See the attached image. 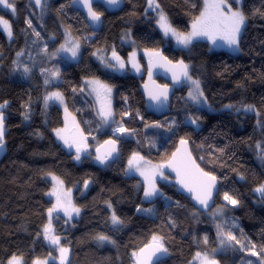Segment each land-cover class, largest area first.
<instances>
[{
  "label": "trees",
  "instance_id": "16d2710c",
  "mask_svg": "<svg viewBox=\"0 0 264 264\" xmlns=\"http://www.w3.org/2000/svg\"><path fill=\"white\" fill-rule=\"evenodd\" d=\"M72 1L43 0L42 14L32 0H14L15 15L0 8V16L9 20L14 35L9 44L0 31V103L8 102V152L0 163V264H7L13 255L23 257L25 264L57 257L42 237L48 209L54 204L48 198L50 176L61 179L65 187L77 189L74 200L82 211L74 222L62 216L53 218L55 233L70 249L68 264H135L132 253L148 244L153 235L163 237L169 249L162 264H193L197 252L210 253L217 248L218 224L240 241L228 257H216L220 264L233 257V262L244 258L251 264H261L264 197L255 189L264 185V15L260 14L264 13V0L241 1L247 24L238 55L226 48L212 52L211 46L201 41L193 43L188 51L175 49L157 27L148 0H124L122 10L112 14L97 6L96 12L104 19L100 34L88 27L81 13L72 10ZM156 2L181 33L188 32L204 6L203 0ZM228 3L233 10L238 8L236 0ZM65 32L81 45L78 63L59 57L48 61L40 55L42 49L56 51L65 41ZM135 48L162 51L175 63L183 60L193 79L200 81L207 103L188 102L192 90L188 82L173 97L169 116L158 119L148 115L139 90L144 76L112 73L105 69V59L101 60L109 59L113 50L125 59ZM33 52L42 58L39 67L59 69V84L45 86L40 79L30 81L13 74L20 68L17 61L23 62L17 54ZM142 62L145 68V60ZM93 78L114 88L115 124L130 133L128 141L118 140L122 144L120 160L107 170L95 167L91 158L102 143L116 140L110 133L100 134L101 121L84 86V80ZM52 90L64 95L70 112L77 116L94 147L80 165L54 135L55 129L64 127V115L56 105H45V97ZM249 105L254 110H247ZM192 118H198V127L190 122ZM182 139L189 141L203 171L220 180L216 207L228 210L224 218L215 219L211 212L210 216L201 214L189 199L177 195L175 187L167 184L168 177L160 184L163 196L146 203L139 179L126 175V164L133 153L163 165ZM85 183L89 184L87 188ZM225 192L239 200V205H228L223 199ZM109 204L123 221L119 227L112 225ZM138 208H153V213L147 216ZM98 234L116 243H101L95 239ZM252 244L259 255H251ZM54 260L48 264H56Z\"/></svg>",
  "mask_w": 264,
  "mask_h": 264
},
{
  "label": "snow or ice",
  "instance_id": "6c2138e0",
  "mask_svg": "<svg viewBox=\"0 0 264 264\" xmlns=\"http://www.w3.org/2000/svg\"><path fill=\"white\" fill-rule=\"evenodd\" d=\"M36 6H42V0H34ZM84 6L88 9V15L93 22H99L102 16V13H98L92 8V0H82ZM105 2L110 6H118L120 4V0H105ZM0 6L4 8L10 9L13 13H15L16 9L14 7V0L10 2V0H0ZM149 8H153L156 10L160 9L159 3L156 0H148ZM195 7V5H193ZM257 12L260 13V10L257 9ZM264 15V13H260ZM246 16L242 9L233 10L231 4L228 3V0H204L203 10L200 12L198 17L193 19V23L191 25V31L187 34L178 32L175 28L171 26L168 22V18L163 13L162 10L159 11V24L162 28L164 34L166 36L171 35L176 38L177 43L182 44L185 47H188L193 39L197 37H207L211 40L213 45H217V41H221L222 44L219 46H227L234 50L239 49L241 32L244 28ZM29 27H32L31 20L27 21ZM0 26L3 27L4 31L7 33L8 37L11 38L12 28L8 20L0 17ZM34 34L39 37L40 33L36 32L33 29ZM61 45L58 51L60 52H69L71 56L75 58L78 55L79 43H73L71 47ZM46 51V49H45ZM18 56L23 55V53H18ZM155 62L160 64V66L170 65L171 69H179V71H173V80L177 83H180L181 80L185 82H190L192 85V90L189 91L188 97L195 104H206L207 98L204 96L203 90L200 87V81L197 79H193V77L189 74V65L185 64L183 60L178 61L177 64L173 65L171 61L167 59V57H163L159 52L151 53ZM104 58L101 57V60ZM112 60L116 63L115 65L106 62L107 67H117L118 69H123L125 67V62L117 55V53L113 50L112 52ZM132 67L139 70L138 65L135 63V53L132 55ZM170 69V70H171ZM25 74L30 72V69L24 67L23 69ZM60 75L59 70H55L51 72L52 77H58ZM149 79H151V70H149ZM49 81L46 80L45 83ZM89 85L92 86V91L96 93L97 100L100 103V108L97 111V114L101 117V119L107 123L109 119L112 118V110L110 103V95L111 88L108 85L102 84L100 81L92 80L87 81ZM145 88H148V85H145ZM167 86L159 91H153L151 89L148 90L149 99L154 101L156 105H162L164 101L167 100ZM56 100L60 103L64 102V97L60 92H52L45 97V105L47 106V101ZM8 102L4 101L0 103V151L5 148V112ZM231 107V106H229ZM247 110H254V107L249 105L247 106ZM65 112H67V108H65ZM25 119H28V114L25 113ZM198 118H192L190 120L191 123H197ZM115 123V121H113ZM159 127V125H153ZM57 137L63 141L64 145L69 148H75V159L80 160L81 153L87 151V145L85 143L86 137L80 134L79 138L73 137L69 138L64 133L65 129H55ZM114 132L120 134H130L129 130L124 128L123 125L117 126L113 129ZM106 145H111V147L100 154V149L97 148V155L95 159L101 164H107L109 159L112 158L113 153L117 151L115 144V140L105 141ZM181 148L177 149L176 153H173L172 159L169 161L167 165H149V162L145 161V165H149L145 167L140 162L144 160L142 156L138 153H133L131 158L128 160V166L130 171L139 172L141 176L144 177L145 188H144V197L146 200H151L157 196H163V193L156 185V177L159 176L161 179H167L164 175L163 169L165 167L171 168L176 172L178 177V183L182 188L186 189L189 193L193 194V199L197 201L199 205L203 208L209 207V201L212 199L213 190L216 188L217 177L211 175L208 172L203 171L196 164L195 160L192 158L191 153L187 150L188 141L182 139L180 141ZM201 159H203L201 157ZM53 180L57 181L58 185L63 184V181H60L59 178L53 177ZM85 187H87V183H85ZM256 192L260 193L262 197H264V185H261L255 189ZM50 196L56 197V204H54L51 208L48 209V223L44 226L42 235L49 244L55 246L59 251V260L60 264H66L68 254L70 249L61 245V237L58 234H55V230L52 226V215L53 213L63 212L65 216L68 217V220L73 218V215H79L80 209L75 207L71 203L70 193H64V198H61V195L56 187L53 188V191L48 193ZM223 199L227 202L228 205H232L233 207L239 205V200L235 199L232 195H229L227 192L223 194ZM109 207L111 205L109 204ZM137 211H145L151 212L152 209H137ZM217 213L222 214L223 209H217ZM59 218V217H57ZM111 221L113 225H121L123 221L120 217H118L113 211L111 216ZM218 236L220 237L221 246H231L232 242L235 244H240V241L236 238L235 235L232 234L231 231L225 232L221 225H217ZM95 239L101 243L107 242L111 244H115L116 242L112 240L109 236L104 234H98ZM207 236L204 237V242L207 243ZM241 247H245L241 245ZM255 245H251V255L257 256L255 249ZM264 251V248L261 249ZM216 250L213 249V252ZM169 255V249L164 243V239L161 236L153 235L151 241L146 244L144 247L140 248L138 252H133L132 256L134 257L135 264H162V260L164 257ZM51 259H55L50 257ZM7 264H24L23 257H18L13 255L7 262ZM33 264H48L47 260H35ZM194 264H218L217 260L211 257L208 253L197 252L194 257ZM251 264V262H249ZM264 264V261L261 262Z\"/></svg>",
  "mask_w": 264,
  "mask_h": 264
},
{
  "label": "rangeland",
  "instance_id": "374dc122",
  "mask_svg": "<svg viewBox=\"0 0 264 264\" xmlns=\"http://www.w3.org/2000/svg\"><path fill=\"white\" fill-rule=\"evenodd\" d=\"M242 0H236L237 4H238V8L237 9H241V2ZM204 2V0H203ZM32 4L33 6L39 11V13L42 14V11H43V6H36L35 5V2L34 0H32ZM204 4V3H203ZM42 5H43V0H42ZM204 7V6H203ZM1 9L3 10H8L10 11L13 15H15V13H13L10 9H7V8H4L3 6H0ZM236 9V10H237ZM161 10V8L159 10H156V9H153L151 8V11L152 13L156 14V24H157V27L160 29V32L161 34L164 36V38L166 39V41H170L171 42V45H173V47L175 49H181V50H185V51H188L191 46L193 45V43L195 42H205L207 44H209L211 46V51H221V50H226L227 51H231V53H234V54H237L238 55V50H234L232 48H229L227 47L226 45L225 46H219L221 45V41H217V45H213V43L211 42L210 39H208L207 37H197L195 39H193L192 43L188 46V47H185L183 46L182 44H179L177 43V40L175 37L171 36V35H168L166 36L162 30V28L160 27V24H159V11ZM164 13V12H163ZM166 15V17L168 18L167 14L164 13ZM1 17V16H0ZM6 19V18H5ZM7 20V19H6ZM9 21V20H8ZM168 22L170 23L169 21V18H168ZM10 23V22H9ZM171 24V23H170ZM247 24V20L245 21V25L244 27L246 26ZM11 25V24H10ZM171 26L174 28L173 24H171ZM12 28V27H11ZM192 29L190 27V29L188 30V32H190ZM0 31L3 32L4 36L6 37V40L9 44H11L13 42V39H14V35H12L11 38L8 37L7 33L4 31L3 27L0 26ZM188 32H186L185 34H187ZM13 33V31H12ZM243 34V29H242V32H241V36ZM67 42V45L68 47H71L73 43H77L78 41L76 39H74L72 37L71 34H69L68 32H65V41L62 45H65ZM79 43V42H78ZM61 47V45H60ZM57 48L56 51L52 52V53H48L47 51H45L44 49L41 50L40 52V55L41 56H44V58L46 60H51V58H56V57H59V58H62L64 59L65 61H67L68 63H78L81 59V55H82V49H81V45L79 43V50H78V55L73 58L71 56V53L69 52H60L58 51ZM133 53H135V63L138 65V68L139 70L137 71L136 68H133L132 67V55ZM151 53H154L153 51H150L148 49L146 50H143V49H133L127 58L123 59L120 58L125 62V67L123 69H118L117 67H107L106 66V62L107 63H111L113 65H115V61L112 60V56L108 59V58H104L105 62L103 63V65L105 66V69L114 73H122V74H127V75H134V76H139V77H143L144 76V73H145V68H144V65H143V60H145V63L146 61L150 60L152 58V55ZM1 56V55H0ZM20 59L23 60L22 64L20 63V61L18 60L17 61V67H20L18 68V72L14 71L13 74L17 75L19 74L20 77H24V78H28V79H32L30 81H36L38 79L41 80V82L45 85V86H51V85H57L59 84L60 82V75L58 77H52L51 76V72L57 70V69H54V68H50V70L48 69H43L41 67H39L41 64H42V58H40V56L36 55L35 52L33 53H28V54H25L23 53V55H20L19 56ZM21 64V65H20ZM24 67H27L30 69V72L28 74H25L23 69ZM36 68L38 69V73L39 75L36 74ZM59 70V69H58ZM60 73V71H59ZM18 77V76H16ZM15 78V77H14ZM16 79V78H15ZM48 80L49 82L48 83H45V81ZM92 80H97V81H100L102 84H105V85H108L110 88H111V95L109 97L110 99V103H111V110H112V118L109 119L107 121V123H105L101 117L99 116V119L101 121V128H100V134H103V135H106V133H110L114 136V138H116V140H119L120 142H125V141H128L130 138L127 136L128 134H120V133H117V132H114L113 129H115L117 126L116 124L113 122L115 121V112H114V104H115V91H114V88L109 85L108 83H106L105 81H101L100 79H97V78H93V79H86L84 80V86H85V89L86 91L88 92L89 94V97L91 98L92 102H94L95 104V108H96V112L98 111V109L100 108V103L99 101L97 100V96H96V93L92 91V86L89 85L88 83H86L87 81H92ZM190 83V82H189ZM52 92H58L57 90H52L50 93ZM48 93V95L50 94ZM63 95V94H62ZM64 97V95H63ZM189 103H193L191 100H188ZM51 105H56L61 111H62V114L64 115V127L62 129H65L66 128V131H65V135L68 136L70 139L73 138V137H76V138H79L80 134H82L84 137H86V145H87V151H84L81 153V158L80 160H76L75 159V148H72V149H69L67 148L63 141L60 140L57 135H56V132H54V135L56 136L57 138V141L62 145V147L65 148V150L71 155L72 154V157H73V161L75 162V164L77 163L78 165L82 164L83 163V160L86 158V156H90L88 153L89 151H91L92 148H94L92 145H90L89 143V139H88V136L86 134H84V131L82 129V126L81 124H79L78 122V118L75 114H72L68 108V104H66V101H65V98H64V102L63 103H60L59 101H56V100H49L47 101V107H51ZM65 108H67V112H65ZM189 120H186V124H189L187 123ZM195 125V124H194ZM195 127H198L197 125H195ZM92 160L95 161V156L94 154L91 156ZM120 160V158L118 159ZM147 161L146 159H144L143 161H141L140 163L142 165H144L145 167H148L149 165H161L160 163L158 162H154V161H147L149 162V165H145L144 162ZM127 165V170H126V175L127 176H135L139 179V185H142L143 186V193L141 195V197H143V201L146 202V203H152L153 201H155L159 196L157 197H154L152 198L151 200H146L145 197H144V188H145V182H144V177L141 176L139 174V172H136V171H130L129 170V166H128V163L126 164ZM166 177L167 175L164 174ZM50 179L52 180V187H51V191H53V188L56 187L61 195V198L63 199L64 198V193H70V199H71V203L76 207V204H75V200H74V194L75 192L77 191V189H73V188H69V187H65V184L63 183L62 186L61 185H58L57 184V181L53 180V176H50ZM60 181H62L61 179H59ZM163 182H167V179H161L159 176L156 177V185L157 187L160 189V184H162ZM161 191V189H160ZM49 192V193H50ZM83 194H86V191L83 192ZM48 198L53 201L54 204H56V197L55 196H50L48 195ZM53 204V205H54ZM111 209V216H112V213H113V209L110 207ZM145 209V208H142V210ZM152 209L151 212H145V211H140L141 214H144V215H147V216H151L152 213H153V208H150ZM217 209H223V213L222 214H219L217 213ZM82 211L80 210V213L78 216H76L75 214L73 215V218L71 220H68V217L65 216V214L63 212H58V213H53L52 215V226L54 228V222H53V218L55 216H62L66 221L68 220L69 222H74L75 220H78V218L80 217ZM228 213V210L226 208H224L223 206H217L215 209H213L210 213L211 217L215 218V219H222L226 216V214ZM48 223V222H47ZM113 225V224H112ZM114 227H119L120 225H113ZM43 232V231H42ZM56 234V233H55ZM43 237V235H42ZM219 237V236H218ZM44 239V237H43ZM44 242L45 244L49 245L54 251H55V254H57V257L55 258V263L56 264H60V260H59V251L57 250V248L51 244L48 243V241H46L44 239ZM61 245L66 247L62 241H61ZM236 244L235 242H232L231 246H228V245H225V246H221L220 244V237L218 239V244H217V248L215 249L216 251L213 252L211 251L210 253H208L211 257H213L215 260H216V257L219 255H221L222 257H228L230 255V253L232 254L233 251H235V249H237V247H234ZM203 254V253H202ZM70 251H69V254H68V258H67V261H66V264L69 263V260H70ZM20 257V256H18ZM244 258H241L240 261H237V262H233L234 260V257L231 259V261H227L225 264H249V262L243 260ZM39 260H47L48 263L51 261V258H48V259H39ZM24 262V260H23ZM218 264H220V262L217 260ZM262 260L260 259V262L261 263ZM25 264V263H24ZM194 264V262H193Z\"/></svg>",
  "mask_w": 264,
  "mask_h": 264
},
{
  "label": "water",
  "instance_id": "95a60500",
  "mask_svg": "<svg viewBox=\"0 0 264 264\" xmlns=\"http://www.w3.org/2000/svg\"><path fill=\"white\" fill-rule=\"evenodd\" d=\"M124 5H125L124 0H120V4L118 6H110L105 2V0H92V8L94 11H96L95 8L97 6H100V7H103V9L105 10V12L107 14L120 12L122 10V8L124 7ZM70 7H72V10H74L78 13H81L83 15V17H85L88 27H90L93 32H95L96 34H100L102 32L103 23H104L103 16H101V19L99 22H93L91 20V18L89 17L88 9L84 6L82 0L72 1ZM156 52H159L163 57H166L162 51H156ZM167 59L169 61H171L169 58H167ZM177 63L178 62H176V63L172 62L173 65H175ZM170 69H171L170 65L160 66V64L155 62L153 57L150 60L146 61V63H145V75L143 77L144 81L140 85L139 90L141 91L143 99L145 100V111H147L148 115L151 114V115L157 117L158 119L169 116L171 114L173 97L176 95L177 92H180V90H182L183 87L188 83V82L183 81V79L181 80L180 83H177L176 81H174L172 78L173 77V71L178 72L179 69L178 68L177 69H171V70ZM149 70H151V79H149ZM188 71L190 74V67H189ZM161 81L163 83H161ZM145 85H148V88H145ZM165 86H167V90H168L167 91V100L164 101V103L162 105H156V103L154 101L149 99L148 90L151 89L153 91H159V90L163 89ZM5 110L6 109H4V112H5ZM6 120H7V117H5V141L7 140L6 137L8 134V129L6 128ZM110 140H114V139H108L107 141H110ZM121 146H122V144L117 140L116 144H115L117 151L115 153H113V156L111 159H109L108 163L107 164H101L95 159V162H94L95 167H98V168L103 169V170L104 169L107 170L110 164L118 161V159L120 158ZM110 147H111V145H106L105 142L102 143L98 147L100 149V154H103L104 152H106ZM181 147L182 146H181L180 141H179L176 149L172 152V156H173V153H176L177 149L181 148ZM186 147H187V150L191 153V156L195 160L196 164L199 165V163L196 161V159L194 157L193 152L191 151V146H190L189 141H188V144ZM7 152H8V149H7V146L5 143V148L2 151H0V163L3 161V159L7 155ZM96 155H97V152L95 150L94 156L96 157ZM172 156L170 157V159L167 162L163 163V165H167L169 163V161L172 159ZM199 167H200V165H199ZM163 171H164V174H166L168 179H169L167 184L175 187L177 195H180L182 197H186L187 199H189L191 202V205H193L195 207V209L197 211H199L201 214H203L204 216H210L209 213L217 205L216 201H217V198L219 196L218 193H219L220 187H221V183H220V180L218 178H217V182H216V188L213 190L212 199L209 201V207L203 208L201 205H199L197 203V201L195 199H193L192 193H189L186 189L181 187V185L178 183V177H177V174L175 171H173L169 167H165L163 169ZM88 186H89V184L87 183V187Z\"/></svg>",
  "mask_w": 264,
  "mask_h": 264
}]
</instances>
